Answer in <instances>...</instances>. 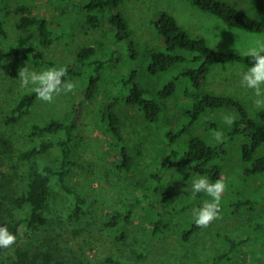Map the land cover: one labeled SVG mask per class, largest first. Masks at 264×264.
I'll return each instance as SVG.
<instances>
[{"label":"rangeland","instance_id":"rangeland-1","mask_svg":"<svg viewBox=\"0 0 264 264\" xmlns=\"http://www.w3.org/2000/svg\"><path fill=\"white\" fill-rule=\"evenodd\" d=\"M88 0H0V53L16 45L22 30L18 27V8L25 6L33 15L46 17L54 30L48 47L38 51L55 64L27 58L16 61L8 58L0 68V215L16 223L27 214L26 207L14 204L13 197L27 185V164L19 158L21 151L43 140L57 141L64 131L31 136V127L52 119H65L83 101L84 114L78 121L72 142L70 168L66 180L84 195L85 216L79 225L68 221V210L73 195L64 190L57 177L52 179L50 224L37 238L30 237L26 226H19L16 243L3 256L11 264L18 246H24L38 257L45 252L54 254V263L113 264L109 257L120 258L124 264H264V173L247 175L250 166L242 159V146L247 141L242 135L232 136V126L224 117L238 112L232 108L207 110L190 127L195 103L204 93L233 95L240 98L256 116L264 107L256 101L254 90L241 84L248 66L242 63H219L213 66L206 84L193 86L183 74L185 64L173 66L156 75L149 72L154 48L164 49L162 35L153 21L162 10L172 13L190 33L205 37L209 44L224 51L244 53L264 33L248 32L230 26L219 16L194 5L190 0H122L119 9L128 21L129 36L117 40L116 28L103 21L94 27L87 21L85 4ZM251 16L257 15L254 0H224ZM94 46L95 54L82 65L78 54L82 47ZM36 71L50 67L73 66L80 75L66 81L75 89L60 94L52 103L36 99L28 114L20 121L8 124L18 99L28 88L21 87L18 70L25 64ZM102 66V67H98ZM99 74L96 94L87 99L91 79ZM135 80L149 91L150 97L167 87L174 79L177 89L165 100V109L156 121H148L142 111L126 103L122 95ZM119 99L115 111L124 140L118 141L108 132L103 113L113 100ZM184 129L185 131H181ZM223 134L222 142L214 133ZM201 135L211 143H223L227 150L219 161L223 166L222 179L227 189L221 199V216L207 228H200L184 240V232L194 221L193 210L212 198L204 192L193 194L192 182L200 174L187 177L181 168V151L190 137ZM124 147L133 158L132 168L122 165ZM62 149L56 144L38 156L42 167H59ZM264 155V144L257 156ZM173 163V165H170ZM158 192L154 193V189ZM131 212L124 228L123 239L117 238L125 225H108L116 212ZM162 212L163 214H158ZM160 215L168 225L159 235H152L153 223ZM229 236L239 242L225 262H214L231 245ZM247 238V240H245ZM241 242V243H240ZM142 254V255H140Z\"/></svg>","mask_w":264,"mask_h":264},{"label":"trees","instance_id":"trees-1","mask_svg":"<svg viewBox=\"0 0 264 264\" xmlns=\"http://www.w3.org/2000/svg\"><path fill=\"white\" fill-rule=\"evenodd\" d=\"M194 5L202 10L209 11L232 27H236L248 32L264 33V0H254L258 15L253 17L243 9L224 1V0H190ZM122 0H88L85 4L87 11V21L90 25L97 27L104 20L113 25L117 30V40L129 36L128 21L119 9ZM20 19L18 27L23 34L17 39L16 45L9 50L0 53V68L10 57L21 61L27 58L40 59L48 64H55L38 51L39 46L48 47L53 39L54 30L49 20L43 16L33 15L25 6L18 8ZM156 30L162 35L164 49L154 48L152 50V60L149 64V72L158 74L168 71L173 66L185 64L183 74L190 77L193 86L203 87L209 74L216 64L219 63H242L251 67V58L237 51H223L211 46L203 36L193 35L186 29L178 19L169 11L162 10L153 21ZM0 29L4 32L2 21ZM95 54L94 46H84L78 54L79 62L84 65ZM102 67V66H98ZM67 74L63 78L67 80L71 76L82 74L79 68L68 66ZM99 74L91 79L88 91L85 95L87 99L96 94L98 87ZM136 74L130 75L127 81L131 82L130 90L122 95L126 103L138 107L146 120L156 121L165 109V100L173 96L177 89V82L174 79L166 88L161 90L156 97H150L149 91L135 80ZM37 99L33 91L24 93L13 106L10 115L6 118L8 124H14L29 113L31 107ZM119 99H114L103 113V120L107 130L118 141L124 140L119 116L115 111ZM84 103L80 101L72 115L65 119H52L45 124L35 123L30 130L31 136L54 134L60 131L65 132L63 138L57 141L43 140L41 143L27 148L20 152L19 158L27 164V185L14 197L13 202L19 207H26L27 214L16 223L5 219L0 215V226H6L10 232L15 234L18 227L26 226L25 232L32 238H37L50 224V201L52 195V179L57 177L64 190L71 193L74 198L72 206L68 210V221L71 225H79L86 212L84 205L86 199L83 193L74 185L67 182L66 177L70 168V157L72 153V142L78 121L84 112ZM212 108H232L238 112V117L232 126V136L242 135L247 141L242 146V159L251 165L245 169L247 175L264 173V155L257 156L260 147L264 144V107L256 111V116L247 105L238 97L218 93H204L195 103L193 110V121L185 129L191 127L207 110ZM181 131H185L182 129ZM56 144L62 149L61 164L59 167L45 165L42 167L38 161L40 154L51 150ZM124 158L122 165L131 169L133 158L129 154L127 147H124ZM227 153L223 143H211L205 137L194 134L190 137L187 147L181 151V161L179 166L188 170L187 177L192 174L207 176L210 181H215L222 177L223 166L219 159ZM173 165V163H170ZM159 186L155 188L154 193ZM158 192V191H157ZM158 214H163L158 212ZM131 212H116L108 221V225L115 226L120 220H124L125 225L117 238L123 239L125 236L124 228L129 224ZM168 222L162 215L153 223L152 235L156 236L164 231ZM201 227L195 224V220L184 232V240L190 241V236L199 231ZM231 245L227 252H222L219 257L214 258V262H225L230 259V253L238 249L239 242L226 236ZM247 240V238L245 239ZM241 243V242H240ZM8 248L0 247V264L6 261L3 256ZM142 255V254H140ZM54 254L45 252L37 256L24 246H18L16 256L11 264H60L54 263ZM108 261L113 264H124L117 257H109ZM85 264V263H76Z\"/></svg>","mask_w":264,"mask_h":264},{"label":"clouds","instance_id":"clouds-1","mask_svg":"<svg viewBox=\"0 0 264 264\" xmlns=\"http://www.w3.org/2000/svg\"><path fill=\"white\" fill-rule=\"evenodd\" d=\"M244 55L251 58L252 64L242 75L241 84L254 90L257 97L264 96V39H258L247 48ZM67 74L65 66L50 67L41 71H36L25 64L18 70L21 87L31 86L37 99L52 103L55 97L60 94L72 92L76 85L63 78ZM258 105L264 104V100H257ZM225 124L231 126L235 122V117L228 115L224 117ZM214 139L222 142L223 134L220 131L214 133ZM227 189V185L222 178L210 181L207 176H200L192 182L193 194L204 192L212 199L205 202L203 206L193 210L195 224L201 228H207L214 220L221 216V199ZM17 237L9 231L6 226H0V247L9 248L16 243Z\"/></svg>","mask_w":264,"mask_h":264},{"label":"crops","instance_id":"crops-1","mask_svg":"<svg viewBox=\"0 0 264 264\" xmlns=\"http://www.w3.org/2000/svg\"><path fill=\"white\" fill-rule=\"evenodd\" d=\"M255 4H256V3H255ZM257 15H258V11H257ZM257 15H256V16H257ZM256 16H253V17H256ZM217 49H219V50H223V51H224V49H222V48H218V47H217Z\"/></svg>","mask_w":264,"mask_h":264}]
</instances>
